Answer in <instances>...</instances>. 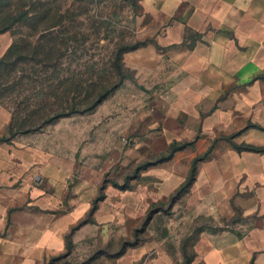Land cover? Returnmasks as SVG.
I'll return each instance as SVG.
<instances>
[{"label":"crops","instance_id":"0c3cea01","mask_svg":"<svg viewBox=\"0 0 264 264\" xmlns=\"http://www.w3.org/2000/svg\"><path fill=\"white\" fill-rule=\"evenodd\" d=\"M154 1L151 41L124 54L141 75L173 68L165 94L154 93L151 113L140 116L143 140L153 154L174 141H219L185 196L196 218L220 223L199 231L192 264H264V152L232 145L264 146V0ZM12 44L10 33L0 34V59ZM12 118L0 103V138L9 137ZM112 168L20 139L0 142V264H45L67 252L69 237L74 257L99 236L101 201L92 209ZM150 174L165 179L161 190L186 179ZM119 264L179 263L147 243L128 248Z\"/></svg>","mask_w":264,"mask_h":264},{"label":"rangeland","instance_id":"374dc122","mask_svg":"<svg viewBox=\"0 0 264 264\" xmlns=\"http://www.w3.org/2000/svg\"><path fill=\"white\" fill-rule=\"evenodd\" d=\"M154 2L0 0V30L13 19H19L8 31L13 43L27 38L39 42L44 35L49 46L54 42L59 45L56 65L47 70L39 67L33 92L20 90V85L27 83L21 81L20 72L9 80L0 76V96L3 94L2 101L12 113L13 110L16 112L17 123L24 120L27 112L33 113L41 102L42 97L36 93L38 89H45L50 103H55L56 96L50 93L57 90L60 79L66 81L72 76L79 77L84 87L80 99L86 103L92 101V98L86 99L87 92L94 94L91 82L120 81L115 78V64L125 75L122 84L94 110L59 119L37 130L34 127L40 122L32 126L28 122L26 127L33 130L25 132V128L18 129L17 126L14 129L17 134L11 137L20 139L22 144H36L55 153L77 156L84 163L111 162L113 165L99 210L100 234L85 240L74 257H70V263L119 264L122 250L157 243L176 263L185 264L194 258L193 244L199 231L205 226L220 225L218 220L196 218L187 208V191L177 193L188 178L193 159L204 156V160H208L219 150V141L197 140L195 145L177 152L172 159L138 170L140 165L155 161L162 153L153 154L145 144L139 119L145 112L151 113L154 93L165 94L168 74L173 68L167 63L161 71L150 76L141 75L124 64V54L120 50L151 41V33L157 25L152 8ZM23 12H27L26 19L21 20ZM34 21L37 22L36 28ZM13 86H16L14 91ZM142 86L151 92L146 93ZM157 170L176 178L180 176L181 180L186 174V179L178 188L164 190L165 179L150 174V171ZM137 197L142 201L141 208L138 204L134 206L133 200Z\"/></svg>","mask_w":264,"mask_h":264},{"label":"trees","instance_id":"16d2710c","mask_svg":"<svg viewBox=\"0 0 264 264\" xmlns=\"http://www.w3.org/2000/svg\"><path fill=\"white\" fill-rule=\"evenodd\" d=\"M26 13L27 12H23L22 16L20 17L21 20L26 19L25 16ZM17 21H19L18 18L13 19L12 22L8 24V26L0 30V34L6 33L10 29H12V26ZM33 26L34 28H36L37 22L34 21ZM41 37L42 38L40 39V41L35 43L32 42L30 38L24 39L22 42L15 41L8 49L7 53L0 59V76L2 77L4 76V80H9L12 75L14 77L17 76L19 72L22 74L21 78L23 79H21V81L27 82L25 85L24 84L20 85L19 88L20 90H22V92L27 90H31V92H33V89L36 88L35 85L38 82V78H34V77L38 73L39 69L41 68L42 70H47L51 65H56V62L58 60L59 57L58 42H54L53 45L49 46L47 40L44 39V35ZM141 46L144 45H136L134 47H128V48L125 47L124 49L120 50V53L125 54L126 52L138 49ZM122 59L124 61V57ZM114 74H115V78L117 79L120 78V81L115 82L112 80L110 81L106 80V81H100L94 83L91 82L90 85H91V89H93L94 91V94L92 95L89 91L87 92L86 99L89 100L90 98H92V101L91 102L88 101L86 103H83L80 99L82 92H84L83 81L76 76H72L66 81L61 79L59 80L57 90L56 89L52 90V92L50 93L52 95L55 94L56 96L55 98L56 101L53 104H51L49 99L46 97V93L44 91L45 89H40V90L38 89L36 92L37 96L42 98H41V102L36 107L35 111L33 113L27 112V114H25L26 117L24 118V120L22 119L20 123L19 122L17 123V115L16 112L13 110L12 113L13 118L9 127V137H1L0 142L8 141L11 139L12 136H15L17 132H14V129L17 126L18 129L25 128V132H30L33 129L29 127L35 125L34 124L35 122H40L34 127L37 130L38 128H40V126L57 121L59 119L68 118L75 114L86 113L94 110L115 89H117L122 84L125 75L123 73L122 68L118 64H115L114 66ZM15 83H17L16 80ZM15 87L16 86H13L12 88L13 91L15 90ZM7 88L9 89V87H6L5 89ZM1 96H3V94ZM1 96H0V103L9 109V107L2 101ZM22 102L23 101H21V103ZM28 122L30 126L26 127ZM194 142L195 141L192 142L174 141L169 146L167 151L162 152L155 161L145 162L144 164L138 167V170L142 169L145 166L166 162L172 159L177 152L184 150L187 147L193 145ZM232 145L238 151L264 152V146H255L250 144H236L233 142ZM202 160H204V156L195 157L193 159L188 178L185 181V183L179 188L177 192L178 194H181L184 191L188 192L191 184L195 180L197 173V165ZM107 176L108 174L105 176L106 179L104 180L103 185L100 188V194L94 202V208L92 209V211L96 210L98 202H100L105 197L104 189H105V183L107 182ZM114 184L117 185L116 183ZM72 248H73L72 242L69 237V247L67 252L58 255L56 257H53L49 262L45 264H53L56 261H65L63 264H75V263H70L69 261L72 253ZM127 249L128 248H126L124 251L122 250V252H120L119 254V257H121ZM192 261L187 260L185 264H192Z\"/></svg>","mask_w":264,"mask_h":264}]
</instances>
